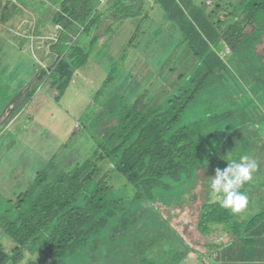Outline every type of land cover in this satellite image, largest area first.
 I'll list each match as a JSON object with an SVG mask.
<instances>
[{
  "label": "trees",
  "instance_id": "16d2710c",
  "mask_svg": "<svg viewBox=\"0 0 264 264\" xmlns=\"http://www.w3.org/2000/svg\"><path fill=\"white\" fill-rule=\"evenodd\" d=\"M14 1L16 3L0 0L3 23L13 18L15 8L32 6L30 0ZM155 1L173 19L178 15L182 19L185 16L175 0ZM224 1L215 2L214 16L224 11ZM56 2L59 6L57 12L42 9L38 4V25L59 26L57 41L50 37L46 42L54 44L51 49L57 58L53 59V67L41 69L34 75L40 82L36 88L28 91L29 88L23 85L16 89L17 93L9 100V103L14 100L15 105L23 95L21 89L27 88L26 99L16 106L13 117L22 106L32 103L33 94L41 89L45 92L42 88L45 84L58 90L59 100L75 79V71L84 67L90 57L89 53L83 54L85 48L70 45L72 41L66 32L78 34V30L86 25V33H91L90 28L94 26H88V23L101 4L98 0ZM239 7L243 12L242 28L233 25L222 28L227 17L217 21L218 34L205 24L201 25L204 36L202 33L199 36L193 26H183L185 41L195 50L199 60L188 75L189 82L180 85L175 94H170L165 105L157 104L144 112L138 105H128L119 98L115 94L117 89L103 93L104 108L98 110L92 123L83 122V132L86 133L87 125L94 128L95 120L102 121L104 116L113 118L105 129L103 140L98 141L105 156L100 158L109 162V170L103 173L101 168L92 166L95 171L85 176L83 173L91 167L88 164L90 160H87L73 167L76 173L70 168L63 174V168L55 166L54 159L39 170L30 188L18 194L4 214H0V226L5 235L16 243L17 253L9 259L0 245V264H17L25 252L32 259L38 255L48 257L49 264H79L68 261V256L79 251L84 257L88 255L91 243L106 238L117 241L120 238L127 242L131 239L130 231L138 230L137 227L143 224L149 226L153 244L162 242L168 236L165 230L168 224L152 203L178 201L181 204L186 200L182 205L191 210L190 203L196 199L193 183L208 176L199 173L202 169L226 167L228 160L218 157L223 153V147L228 145V140L237 139L238 153L233 159L248 155L258 165L252 180L243 186L242 191L247 186H252L251 191L260 187L264 190V50L259 52L258 49H264V0H242ZM247 27L251 30H246ZM23 41L26 45L29 38ZM97 41L92 42V46ZM219 45L232 50L237 64L244 67L247 74H252V82L245 84L234 71L236 65L221 58L214 50ZM66 49L73 51L67 59L64 56ZM245 54L249 58L246 59ZM45 57L52 60L51 56ZM108 84L112 85L109 79L105 87ZM102 91L96 94L97 97ZM43 95L47 97L48 94ZM114 100L116 103L109 112H105L104 109ZM111 171L120 176L123 186L113 183ZM259 193L264 194V191ZM126 197L131 198L132 208L138 209L132 212L134 224L129 226L123 225L128 224L124 218L126 209L122 206ZM252 200L251 209L255 204L253 196ZM143 204L146 208L141 209ZM179 216H172V222H176ZM229 216L219 203L210 202L204 206V226L201 227L206 231L207 222L224 223ZM181 220L186 226V219ZM124 236H128L127 240ZM144 241H131L134 243L131 246L136 249L133 260L139 264H179L177 258H186L195 251L186 245L184 252L171 250L157 257L148 254L150 246ZM141 242L142 246L135 245ZM29 259L27 264H38L31 257Z\"/></svg>",
  "mask_w": 264,
  "mask_h": 264
},
{
  "label": "rangeland",
  "instance_id": "374dc122",
  "mask_svg": "<svg viewBox=\"0 0 264 264\" xmlns=\"http://www.w3.org/2000/svg\"><path fill=\"white\" fill-rule=\"evenodd\" d=\"M30 1L33 7L23 5L25 9L15 8L13 18L7 23H3L0 18V120L2 118L0 123V214H4L10 207L12 199L30 188L36 173L53 159L55 166L63 168L61 170L63 174L65 171H70V168L73 173H76L73 167L87 160H90L88 164L91 167L83 173L85 176L95 171L92 166L101 168L103 173L109 170L111 166L109 162L102 161L100 158L105 156L98 141L103 140L105 129L113 118L104 116L102 121L95 120L94 128L87 125L86 133L83 132V122L92 123L91 121L98 115V110L104 108L103 93L105 92L117 89L114 91L119 98L125 100L128 105H138L142 111L146 112L157 104L165 105L170 94H175L179 91L180 85L189 82L188 75L195 69L199 59L194 54L195 50L188 41H185L187 38L183 30L184 25L195 27L199 36L200 33L204 36L201 30L203 24L213 27L218 34L217 21L224 17H227V20L222 28L225 29L230 25L243 27L241 23L243 12L239 7L242 0H225L222 5L224 11L216 16L213 12L217 0H175L179 9L185 14L183 19L179 17L181 15H178V18H171L165 8L155 0H142L149 5L144 6L141 13L135 17H128L121 24L117 35L107 34L94 46H92L94 41L84 42V38L82 39L83 31L88 29L86 25L78 30V34L68 31L67 34L72 41L70 45L75 48H85L83 54H90L86 65L75 71V79L59 100H57L58 90L51 89L50 85L45 84L42 87L45 92L41 89L37 94H33L30 99L32 103L27 108L26 105L22 106L16 116L8 117L9 122H4L6 114L13 109L15 112L16 106L26 99L27 88L25 87L23 91L21 89L23 95L17 104L13 103L14 100L9 103L10 98L17 93L16 89L23 85L29 88L28 91L36 88L40 83L35 78L37 72L53 67V59L57 58V54L51 49L54 44L46 42L50 37L57 41L59 34L56 30L59 26L47 23L39 26L38 24L40 23L39 5L42 9L56 12L59 6L56 0H33V3L32 0ZM139 4L140 2L137 6ZM17 5L20 6V4ZM137 6L131 7V10L136 11ZM90 29L93 30L92 27ZM246 30L249 31L251 28L247 27ZM27 38L29 42L24 45L23 39ZM258 49L259 52L264 50L261 47ZM214 50L226 63L236 65L237 69L234 71L238 72L245 84L252 82V74H247L244 67L237 64L231 49L219 45ZM72 53L73 51L66 49L65 58L67 59ZM46 55L51 56L52 60L45 59ZM245 57L247 59L249 55L245 54ZM108 79L112 81V85L108 84L105 87ZM102 89V93L98 95L100 97H97L96 94ZM43 93L48 94L47 97ZM115 103L116 100L104 111L109 112L110 107ZM228 142V145L223 147V153L218 157L219 159L222 157L225 160H232L238 153L237 139L228 140ZM215 169L216 167L212 166L202 169L199 173L212 176ZM112 170L115 171L113 168ZM113 171L110 173L113 183L116 186H123L120 176ZM71 176L74 175L71 174ZM208 176L200 177L199 182L193 183L196 199L190 200L192 212L182 205L186 200L181 204L178 201L167 204L160 201L152 203L168 224L165 227L168 236L162 242L153 244V235L148 230L149 226L143 224L142 227H137L138 230L130 231L128 236L131 239L127 240L128 236H124L128 243L114 238L98 241L93 247L89 263L85 262L86 256L83 257L79 251L70 254L71 259L79 264H103L116 251H123L114 254L109 264L122 262L138 264L133 260L136 249L135 246H131L134 244L131 241L145 240L144 242L150 246L149 255L158 257L171 250L184 252L188 245L189 248L197 249L200 254H190L181 264H208V254L211 249L205 241L211 240L215 246H219V242L224 243L222 238L224 223L209 222L210 228L215 230L214 235L199 229L196 223L197 215L206 204L218 203L211 198ZM252 194L257 192L253 191ZM130 199L126 197L122 204L126 209L124 218L128 220V224H122L127 226L133 225L135 219ZM251 203L252 200L248 198V208L251 207ZM143 207L146 208L145 204ZM229 211L231 218L236 216L247 220L249 217L247 208L240 213H233L230 209ZM177 215H180L179 219L172 222V216ZM181 218L186 219V226ZM0 242L8 252L12 251L13 257L17 255L16 245L12 249L13 244L1 226ZM142 242L135 245L142 246ZM115 244L119 249L114 252ZM125 253H129L131 257L125 259ZM242 254L245 255V252L242 251ZM22 255L17 264H27L30 261L29 258L32 259L29 253L25 252ZM49 260L48 257L40 255L32 259L38 264H49Z\"/></svg>",
  "mask_w": 264,
  "mask_h": 264
},
{
  "label": "clouds",
  "instance_id": "9594fccd",
  "mask_svg": "<svg viewBox=\"0 0 264 264\" xmlns=\"http://www.w3.org/2000/svg\"><path fill=\"white\" fill-rule=\"evenodd\" d=\"M221 159L223 158L221 157ZM257 167L258 165L255 160L251 159L248 155H242L239 157L238 160L235 159L228 160L226 167H224L223 169L220 168L215 169L214 175L209 177L210 178L209 189H210L211 198L214 201L218 202L220 206L223 209H225L227 213H229L230 216L228 219L224 220V227L222 230L223 232L222 238L224 240V243L219 242L220 245L215 246V243L211 242V240L205 241V244L208 246L209 249H211V252L208 254V260H209L208 264L210 262L212 264H247V257H248L247 244L243 243L242 240L247 235L249 229L253 227L254 219H255L253 215L255 210L264 208V194L259 193V191H264V190L257 188L256 190H253L256 191L257 194H252L253 192L251 191L252 186H247L244 191H242V188L246 183L252 180L253 173L257 170ZM252 196L255 198V204L253 209H251L253 205ZM16 197L14 199H16ZM248 198L252 200L251 207L249 208L247 207ZM14 199L11 200V203H13ZM142 208L143 205H141V209ZM246 208L248 209V214H249L247 220L240 219L236 216L231 218L229 209L233 213H240L242 210H245ZM135 211H138V209L133 208L132 212ZM203 212L204 209L199 213L197 225L199 229L204 231L205 229L201 227L204 226ZM206 228H207L206 231H209L211 235L215 234V230H212L210 228L209 222L206 223ZM125 234L127 235V233ZM10 240L15 246L16 243L12 239ZM119 240L122 239L119 238ZM96 243L90 244L88 255H86V258L84 259L85 262L89 263L91 259L93 247ZM0 245L9 255V259H12L13 256L12 253L10 252L11 250L8 252L6 250V247L1 242ZM113 246L115 248L114 252L119 249L117 244ZM193 249L195 250L194 252L195 254H200V252L197 249L195 248ZM242 251L245 252V255L242 254ZM118 252H123V251H116L114 254ZM114 254H112L110 258H107L103 264H109ZM124 255H125V259L130 258L129 253H125ZM214 257H216L215 260L213 259ZM177 259L179 264H181L183 260L186 258H181V259L177 258ZM67 260L74 261L71 259L70 256H68ZM121 264H128V263L122 262Z\"/></svg>",
  "mask_w": 264,
  "mask_h": 264
},
{
  "label": "crops",
  "instance_id": "0c3cea01",
  "mask_svg": "<svg viewBox=\"0 0 264 264\" xmlns=\"http://www.w3.org/2000/svg\"><path fill=\"white\" fill-rule=\"evenodd\" d=\"M139 2L140 4L137 6ZM148 5L142 2V0L106 1L104 4L99 5L90 18L88 26L93 25V30L91 33H86L85 31V33L82 34V39L84 38V42L97 41V38H99L98 41H101V38L107 36V34L109 36L117 35L121 24L128 17L137 16L141 13L143 7ZM136 6V11H133L134 9L131 10V7ZM110 18H112V20H110ZM67 33L68 31L66 32V36L70 38ZM26 113L28 112L26 111ZM253 216L255 218L253 227L249 229L247 235L242 240L243 243L247 244V264H264V208L256 209ZM14 247L13 245L12 249ZM10 252L12 253V251Z\"/></svg>",
  "mask_w": 264,
  "mask_h": 264
},
{
  "label": "bare ground",
  "instance_id": "6f19581e",
  "mask_svg": "<svg viewBox=\"0 0 264 264\" xmlns=\"http://www.w3.org/2000/svg\"><path fill=\"white\" fill-rule=\"evenodd\" d=\"M106 1H108V0H98V2L102 5V4H104ZM16 109V108H15ZM14 110V109H13ZM13 110H10L7 114H6V118L3 120L4 122H7L8 120H7V118L9 117H11V115L13 114L12 112H13ZM8 118V119H9ZM1 121H2V118H1V120H0V123H1Z\"/></svg>",
  "mask_w": 264,
  "mask_h": 264
}]
</instances>
